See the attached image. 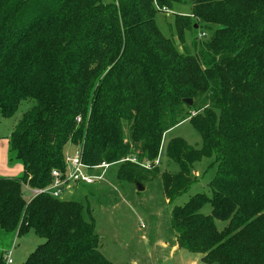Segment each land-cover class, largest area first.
<instances>
[{
    "label": "trees",
    "instance_id": "16d2710c",
    "mask_svg": "<svg viewBox=\"0 0 264 264\" xmlns=\"http://www.w3.org/2000/svg\"><path fill=\"white\" fill-rule=\"evenodd\" d=\"M184 6L181 49L156 14ZM24 100L34 104L8 137L23 173L0 176L1 229L45 238L24 264H114L84 203L25 197L65 170L69 144L88 165L120 163L132 183L160 177L169 202L212 158L211 193L172 209L178 246L206 263L264 264V0H0V113ZM185 120L202 144L170 139L179 169L161 172L165 133Z\"/></svg>",
    "mask_w": 264,
    "mask_h": 264
},
{
    "label": "rangeland",
    "instance_id": "374dc122",
    "mask_svg": "<svg viewBox=\"0 0 264 264\" xmlns=\"http://www.w3.org/2000/svg\"><path fill=\"white\" fill-rule=\"evenodd\" d=\"M189 7L163 8L156 14L160 29L176 42L182 49L174 23L175 13H188ZM203 34V33H202ZM200 34V37L203 36ZM190 43V42H188ZM33 102L24 100L11 117L0 113V176L18 177L23 173L20 162L11 160L8 137L21 120L23 114L33 106ZM173 137H183L190 144L200 146L201 134L189 120H185L165 133L162 152L155 161L163 171H177L178 164L170 160L166 154V146ZM78 147L68 145L65 152H74ZM212 158H204L195 168L196 182L184 194L169 202L163 190L160 177L143 184L132 183L119 175L120 163L112 164L106 170V180L93 184L79 183L70 189L66 198L78 200L89 209L85 213L96 223V232L100 238L99 249L114 264H219L206 263L202 255L193 253L178 246L177 232L171 225V212L175 205L185 204L197 192L211 193L209 183L214 177L216 165L211 166ZM27 200L33 197L29 188L25 187ZM202 213H212L210 203L206 204ZM219 230L228 222L215 219ZM45 238L33 230L18 236L6 232L0 227V264H7L6 254L12 250L11 264H24L27 257Z\"/></svg>",
    "mask_w": 264,
    "mask_h": 264
},
{
    "label": "built area",
    "instance_id": "2783aa9c",
    "mask_svg": "<svg viewBox=\"0 0 264 264\" xmlns=\"http://www.w3.org/2000/svg\"><path fill=\"white\" fill-rule=\"evenodd\" d=\"M81 120L82 117L78 116L77 121L80 122ZM132 161H136V158H133ZM65 163L66 168L64 171L57 168L52 170V182L48 186L39 189H30L34 194L33 197L38 194L48 193L57 198H66L65 196L68 191L76 188L79 183L93 184L105 181L106 170L112 165L107 162H101L97 165L86 164L83 161L82 152L79 148L75 149L72 153L66 152ZM11 253L12 250L6 254L7 264L13 263Z\"/></svg>",
    "mask_w": 264,
    "mask_h": 264
},
{
    "label": "water",
    "instance_id": "95a60500",
    "mask_svg": "<svg viewBox=\"0 0 264 264\" xmlns=\"http://www.w3.org/2000/svg\"><path fill=\"white\" fill-rule=\"evenodd\" d=\"M185 102H186L187 104H189V105H192V104H193V100H192L191 98H186V99H185ZM138 188H139L140 190L144 189L143 184L138 183Z\"/></svg>",
    "mask_w": 264,
    "mask_h": 264
}]
</instances>
